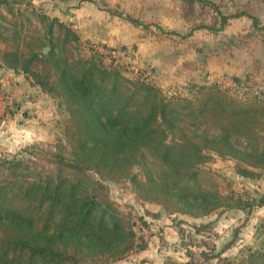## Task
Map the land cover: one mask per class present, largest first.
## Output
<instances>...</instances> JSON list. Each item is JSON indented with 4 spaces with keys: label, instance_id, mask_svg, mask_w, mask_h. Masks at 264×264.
Instances as JSON below:
<instances>
[{
    "label": "trees",
    "instance_id": "obj_1",
    "mask_svg": "<svg viewBox=\"0 0 264 264\" xmlns=\"http://www.w3.org/2000/svg\"><path fill=\"white\" fill-rule=\"evenodd\" d=\"M193 1L212 5L213 20L185 35L219 32L244 15L260 24L245 10ZM79 40L72 24L33 0H0V64L23 72L68 111L66 140L33 142L0 157V264H109L138 248L133 216L111 197L107 180L129 182L140 202L174 218L259 206L208 162L230 158L239 175H262L264 90L245 98L224 84L195 83L193 96L167 94L99 55L79 54ZM212 222L194 225L196 232ZM225 264H264V247Z\"/></svg>",
    "mask_w": 264,
    "mask_h": 264
},
{
    "label": "rangeland",
    "instance_id": "obj_2",
    "mask_svg": "<svg viewBox=\"0 0 264 264\" xmlns=\"http://www.w3.org/2000/svg\"><path fill=\"white\" fill-rule=\"evenodd\" d=\"M82 1L73 0L75 6ZM86 1L105 13L106 23L115 19V25L122 30L126 31L125 27L130 24L139 28L138 35L144 38L141 42L149 46L148 56H155L157 63L152 65L148 59H143L145 54H141L139 45H108L101 40L104 35L101 38L93 37L91 33L88 34L89 31L81 34L74 27L80 35L77 43L79 54L99 55L104 64L117 65L131 78L146 77L167 94L193 96L198 88L193 86L195 83L198 86L204 83L224 84L230 87L231 93L245 98L264 90V0H214L227 13L245 10L257 15L260 18L259 26L255 27L253 19L244 15L233 18L240 19L236 23L231 19L219 32L200 28L191 35L185 34L196 23L212 22V5L193 0ZM68 2L65 0L62 5L71 7ZM128 17L148 26L134 24ZM86 23L84 25L90 31L96 28L103 31L111 29L107 28L106 23ZM10 69L0 64V157L12 158L33 142L49 143L59 138L66 140L68 111L65 104L39 85L32 94H24L22 90L15 92L17 85L14 76L3 80ZM208 165L226 175L231 185L244 192V196L255 197L259 207H254L257 211L254 217H258L253 218L252 212L234 208L211 213L202 219L184 215L188 217L187 221L180 220L177 215L173 224L179 228L180 238L176 241L165 238L172 250L160 255L161 262L159 260L156 264H184L187 261L225 264L226 259L239 258L249 247H264V171L259 178L241 176L235 171L233 160L217 155ZM105 182L111 197L125 211L131 212L135 222L138 248L126 256L129 257L143 249L141 245L147 246L149 237L142 229L147 226L145 214L150 208L157 207L140 202L127 181ZM208 221L213 222L196 232L194 225L200 226ZM116 261L109 264H116Z\"/></svg>",
    "mask_w": 264,
    "mask_h": 264
},
{
    "label": "crops",
    "instance_id": "obj_3",
    "mask_svg": "<svg viewBox=\"0 0 264 264\" xmlns=\"http://www.w3.org/2000/svg\"><path fill=\"white\" fill-rule=\"evenodd\" d=\"M34 3L38 6H43L46 11L50 14H54L55 16H59L64 21H69L72 23L73 27L77 29L79 33H86L92 34L93 37L101 38L104 35V38L101 39L106 42L108 45H116V44H124V45H131L132 43L139 45V50H141V54H145L143 59H148V62H152L151 64L157 63L155 56H148L149 53V46L143 45L141 42L144 38H141L138 34L140 33L139 28H135L133 25H127L125 27L127 30H122L120 27L115 25V19L111 20V23L107 21L106 23V15L105 13L101 12L94 4L89 1H82L79 6H75L73 0H66L69 1L68 4L71 7L63 6V2L65 0H33ZM92 4V5H90ZM97 15V18H95ZM240 19H233V22L236 23ZM86 22H90L91 24H100L106 23L107 28L111 27L110 30H100L96 28L95 30H88V26L84 24H88ZM126 25V24H125ZM81 28V29H78ZM138 48V47H137ZM153 52V48L152 51ZM150 54V53H149ZM149 66H152L150 65ZM7 71L4 76L3 80L7 77L14 76L16 88L14 89L15 92L20 90L24 91V94L28 92L32 94L39 86L33 85L31 81L26 77L23 72L17 73L15 70ZM17 75V76H16ZM157 208H150L149 210L152 211L151 213L145 214V219L147 220V226L142 227L143 231L147 234L149 238L148 244L145 248L138 250L131 254L129 257H125L123 259L117 260L116 264H156L161 262V256L165 253L171 252V246L168 244V240L165 238H169L171 240H178L180 238L179 228L173 224L174 215L168 214L164 212V210L156 204H153ZM259 207V206H257ZM237 210H241L239 208H234ZM153 213H158L159 215L155 216ZM257 211L254 209L251 213L253 218H257L258 216L254 217ZM185 217L184 215H180L179 218ZM188 218V217H185ZM204 217H201V219ZM206 218V216H205ZM241 240H243L241 238ZM173 246V245H172ZM150 255V256H149ZM161 255V256H160ZM164 264V263H163ZM185 264V263H184Z\"/></svg>",
    "mask_w": 264,
    "mask_h": 264
}]
</instances>
